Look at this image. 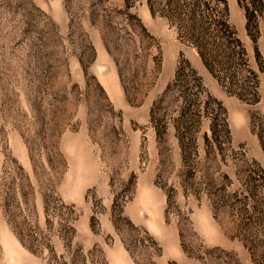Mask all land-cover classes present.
Here are the masks:
<instances>
[{"label":"rangeland","instance_id":"374dc122","mask_svg":"<svg viewBox=\"0 0 264 264\" xmlns=\"http://www.w3.org/2000/svg\"><path fill=\"white\" fill-rule=\"evenodd\" d=\"M150 2L0 0V264H264V14Z\"/></svg>","mask_w":264,"mask_h":264},{"label":"trees","instance_id":"16d2710c","mask_svg":"<svg viewBox=\"0 0 264 264\" xmlns=\"http://www.w3.org/2000/svg\"><path fill=\"white\" fill-rule=\"evenodd\" d=\"M199 1H204V0H199ZM128 2V0H127ZM150 2V0H149ZM252 4L256 6L257 10H254V12L256 13L257 12V17L259 18V15H263L264 14V2L262 0H252ZM150 5H151V8L154 12V9L152 7V4L150 2ZM204 5H207L206 3ZM254 17H255V14H254ZM249 19H250V14H249ZM258 21V19H257ZM226 26V24H224V27ZM256 26H258L256 24ZM236 43L235 47H238V53H239V56H242V58L244 59V49H243V43H241L240 41L236 40V41H233ZM183 63V62H182ZM180 63L178 69H177V72H176V81L174 83L177 82V86H178V90H180L181 92H184V93H189L191 94L192 92V89H193V85H191V81H194L195 85H197V87H200L202 86V80L199 76H197V73L193 70V68L191 66H187V64H182ZM173 83V84H174ZM172 84V86H173ZM203 88V87H202ZM195 93H193L194 95ZM212 100V98H209ZM214 101V100H212ZM212 101L210 100H207L206 102H204L205 106H208L210 104H212ZM215 103L221 108L223 109L224 106H222V102L221 101H217L215 100Z\"/></svg>","mask_w":264,"mask_h":264},{"label":"crops","instance_id":"0c3cea01","mask_svg":"<svg viewBox=\"0 0 264 264\" xmlns=\"http://www.w3.org/2000/svg\"><path fill=\"white\" fill-rule=\"evenodd\" d=\"M262 1L264 2V0H262ZM150 12H151V10H150ZM151 14H152V12H151ZM152 16H154V15L152 14L150 17L153 18ZM260 26H261V34H262V39H263V45H264V32H262V28L264 29V19L263 18L261 20ZM241 28H242V31L245 34V36L246 37H247V35L249 36L248 30H247V18H245V20H243V22L241 23ZM240 39L244 43V46L247 47L249 53H254L255 59L257 61V67L260 70L261 64L259 62H260V59L264 58V54H263V51H262V46H259V39L260 38H257L256 42H254L251 38H240ZM178 51H179V49H178ZM176 56H177V53L173 54V56L171 55V57L169 58V61H168L169 64H170V61L174 60V57L176 58ZM216 97L226 107V105L224 103V98L222 96H218V95Z\"/></svg>","mask_w":264,"mask_h":264}]
</instances>
